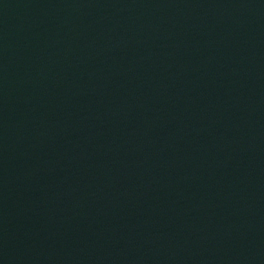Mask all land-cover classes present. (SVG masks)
<instances>
[{
  "label": "water",
  "instance_id": "1",
  "mask_svg": "<svg viewBox=\"0 0 264 264\" xmlns=\"http://www.w3.org/2000/svg\"><path fill=\"white\" fill-rule=\"evenodd\" d=\"M0 264H264V0H0Z\"/></svg>",
  "mask_w": 264,
  "mask_h": 264
}]
</instances>
